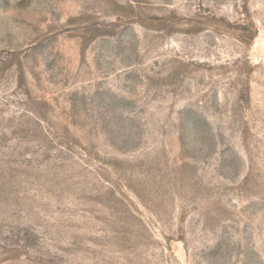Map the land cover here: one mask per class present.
Instances as JSON below:
<instances>
[{
  "label": "rangeland",
  "instance_id": "obj_1",
  "mask_svg": "<svg viewBox=\"0 0 264 264\" xmlns=\"http://www.w3.org/2000/svg\"><path fill=\"white\" fill-rule=\"evenodd\" d=\"M0 264H264V0H0Z\"/></svg>",
  "mask_w": 264,
  "mask_h": 264
}]
</instances>
